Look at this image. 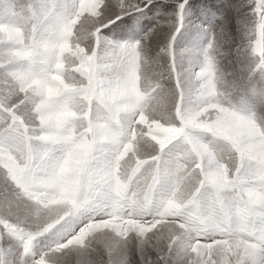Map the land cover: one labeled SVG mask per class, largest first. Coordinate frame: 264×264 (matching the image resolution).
<instances>
[{
  "label": "clouds",
  "instance_id": "9594fccd",
  "mask_svg": "<svg viewBox=\"0 0 264 264\" xmlns=\"http://www.w3.org/2000/svg\"><path fill=\"white\" fill-rule=\"evenodd\" d=\"M119 7L0 0V246L24 264H264V0L190 21L174 50L163 30L104 31Z\"/></svg>",
  "mask_w": 264,
  "mask_h": 264
},
{
  "label": "snow or ice",
  "instance_id": "6c2138e0",
  "mask_svg": "<svg viewBox=\"0 0 264 264\" xmlns=\"http://www.w3.org/2000/svg\"><path fill=\"white\" fill-rule=\"evenodd\" d=\"M119 3V10H114L111 17L113 22L104 31L135 37L148 33L150 29L153 32L163 30L166 35L162 40L172 50L178 40L191 34L188 28L190 21H201V29L206 30V27L219 26L224 18L231 19L234 11L232 4L226 3L212 11L194 4L192 0H119ZM193 16L196 20L192 19ZM3 233V228H0V245L10 243V240L3 239ZM81 238L83 233L78 239ZM21 251L26 256L28 245L24 244ZM0 264H24V258L12 248L6 250L0 246Z\"/></svg>",
  "mask_w": 264,
  "mask_h": 264
},
{
  "label": "rangeland",
  "instance_id": "374dc122",
  "mask_svg": "<svg viewBox=\"0 0 264 264\" xmlns=\"http://www.w3.org/2000/svg\"><path fill=\"white\" fill-rule=\"evenodd\" d=\"M194 4H197L201 7H207L212 11H215L216 8H220L224 4H233L236 0H192ZM215 6V7H213ZM233 16V15H232ZM193 20H196V17L193 16Z\"/></svg>",
  "mask_w": 264,
  "mask_h": 264
}]
</instances>
